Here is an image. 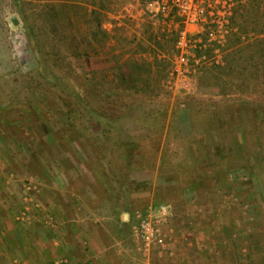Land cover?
<instances>
[{
	"label": "rangeland",
	"instance_id": "obj_1",
	"mask_svg": "<svg viewBox=\"0 0 264 264\" xmlns=\"http://www.w3.org/2000/svg\"><path fill=\"white\" fill-rule=\"evenodd\" d=\"M72 1L83 14H71L70 25L59 0H0V121L4 110L14 107L25 114L26 107L40 112L36 104L25 102L30 96L22 89L40 62L57 75L75 81L80 76L88 96L104 100L99 115L106 122L120 119L125 105L129 118L105 130L98 115L75 113L60 130L44 120L49 132L44 135L37 126L33 129L32 118L13 117L10 125L17 128L11 143L0 142V264H37L40 251H47L54 237L49 213L56 202L64 206L68 183L83 193L88 206L121 205L124 221L130 213L125 232L133 264H143L133 241L137 215L151 205L168 208L176 239L235 235L240 246L233 255L243 258L237 264H264V67L261 74L249 67L237 73L243 69L232 65V88L224 84L227 74L199 84L198 70L187 77L188 91L178 90L175 68L180 67L172 65L173 42L154 35L159 24L148 17L149 0ZM52 2L61 31L53 30L57 17L46 6ZM29 25L39 55L28 37ZM257 38H264V32L243 35L240 46L252 44L256 52ZM132 66H142L138 76L131 73ZM130 77L139 79L137 91L124 89L123 80ZM121 93L123 103L109 107L108 99ZM51 101L48 105L73 109L71 98ZM207 132L212 136L207 138ZM128 139L140 160L136 170L124 159L126 147H114ZM104 141L113 144L103 150ZM69 166L83 176L72 182L65 175ZM133 189L136 195L130 197ZM123 201H129V211ZM113 225L108 224L112 234ZM248 237L251 246L244 251Z\"/></svg>",
	"mask_w": 264,
	"mask_h": 264
},
{
	"label": "crops",
	"instance_id": "obj_2",
	"mask_svg": "<svg viewBox=\"0 0 264 264\" xmlns=\"http://www.w3.org/2000/svg\"><path fill=\"white\" fill-rule=\"evenodd\" d=\"M146 14L143 12L141 16L143 15L145 19L154 18L148 14L147 17ZM158 26L159 30L155 28L154 35L159 40L174 39L165 33L160 25ZM69 167L66 168L65 175L69 176L72 182L73 179L83 176L84 172ZM64 191V206L57 205L56 202L54 210L49 213L50 216L53 215L49 225L53 228L54 237L48 250H43V253L40 251L37 264H133V260L136 259L131 255L130 247L127 246L129 234L125 232V228L130 226V213L127 214L128 221H124L122 218L125 214L120 213L121 205L116 208L101 205L88 206L85 204L83 193L79 194L76 187L70 183ZM135 195L136 191L133 189L130 197ZM162 206L165 205L156 207L151 205L146 211L156 216ZM170 219L171 213L168 210V216L161 223V229L166 235V244L163 248L153 246L144 249L141 239L133 236L138 258L141 262L143 261V264H151L153 261L166 262L165 264H237L242 262V256L233 255L239 254L236 246H240L235 240V235L231 239L224 236L211 237L207 240L184 236L176 239L174 230L168 224ZM110 221L114 222L113 234L108 231ZM248 238L244 251L251 246L249 243L252 242L250 240L252 238ZM173 251H177V254ZM243 262L246 261L243 260Z\"/></svg>",
	"mask_w": 264,
	"mask_h": 264
},
{
	"label": "trees",
	"instance_id": "obj_3",
	"mask_svg": "<svg viewBox=\"0 0 264 264\" xmlns=\"http://www.w3.org/2000/svg\"><path fill=\"white\" fill-rule=\"evenodd\" d=\"M61 4L62 13L64 16H62L70 25L72 22H70L71 14L75 17H78L82 15V8L80 5L75 4L72 0H59ZM48 9H50L51 15H56L57 18L53 19V30L55 31L59 28V31L63 30V26L61 18L59 16V12L56 6L55 2L49 3L46 5ZM264 2L263 0H245L242 2L241 0H235V6L233 8V13L231 17V24L232 27L236 29L235 32H233L232 36L229 39V43L227 45V53L225 56V66H217V67H204L201 69V71L198 73V82L203 83L205 80L207 81V77L212 78L213 76L216 77V79H219V77L222 78V74H227L229 77L228 81H225L224 84L228 85L229 88L233 87V82L230 78V68L232 65H240V67L243 69L242 71H238L237 73H242L246 70V68H253L251 72H255L256 74H261L263 71L261 70V67H264V45H261L260 47L257 46V42L264 43V38H257L256 40V52L253 51V48L251 47L252 44L248 46H240L242 42V36L246 35L250 32H264ZM100 13L97 11H94V15H99ZM262 22V23H261ZM28 37L33 45V49L35 51V54L39 55L41 54V50L37 45H35L34 40V32L32 29V26H28ZM104 34V37H107V33L105 31H102ZM172 42H174V39H170ZM249 65V66H248ZM68 68H70L72 65H66ZM134 68L133 72H136L135 74L138 76L139 73L142 70V66H132ZM141 68V70H140ZM232 69V68H231ZM140 70V71H139ZM57 75L52 71H49L47 69L46 65H43L40 62V65H37L36 68L28 75V80L26 83L24 82L23 90L27 89V92H29V98L25 102L34 103L40 108V112L38 113L34 107H26L28 108V111H26V114L23 113L20 109H17L16 107L8 110H4L2 120L0 121V142L2 143V146L9 145L11 142L9 140L10 136L14 134L15 128L14 125H10V123L13 120V117L15 116H21L20 118H26L30 117L32 118V122L34 125H32L33 129L39 130L41 133L43 132L44 135H48L49 132L47 130V126L45 125L44 120L53 122L54 126L56 127V130H60L61 126L66 125L68 122L72 120L70 115H75V113H86V114H94L98 115L99 117V125L101 128H104L107 130L108 128H112L114 124L118 123L117 120L122 121L125 118H129L126 116L127 114V105L123 108L122 116L120 119L112 118L109 122H106L102 117L99 115V112L102 110V104L104 103L101 98L95 99L96 97H90L87 94V91L85 89L86 85L83 83V79L79 76L78 79L73 80L68 75ZM135 76V75H133ZM264 76V75H263ZM246 80L247 76L245 77ZM264 79V77H261ZM67 79L69 81H67ZM223 79V78H222ZM125 84V90H136L135 88L139 84L138 78H132L130 77L129 80H123ZM122 84V83H121ZM202 85V84H201ZM84 87V88H79ZM117 87V86H116ZM115 87V89H116ZM114 89V90H115ZM22 90V92H23ZM29 90V91H28ZM137 91V90H136ZM28 94V93H27ZM51 97H53V101H51ZM123 97L124 95H118L117 97H110L108 99V106L112 109H117V104L123 103ZM71 98L73 99V109H68L69 106L65 107H59L54 105H48V101L56 102L55 100H61ZM117 100V102H116ZM92 102V103H91ZM106 102V101H105ZM31 106V105H30ZM100 106V107H99ZM236 115V114H235ZM237 117V116H236ZM195 118V117H194ZM69 123L67 125H69ZM23 125H20V127ZM104 130V133L106 134ZM206 134V133H205ZM208 136H212V134L207 132V138ZM214 136V135H213ZM33 137V136H32ZM106 137V136H105ZM34 139L31 138L32 142H35ZM36 142H39V139L36 140ZM40 143V142H39ZM111 142L104 141L101 145V148L103 150H107L109 146H112ZM114 147H126L127 153L124 156L125 160H130L129 163L132 167V170H136V166L138 163H140V160L137 159V156H135L131 151L135 149L134 143L131 142V140H123L121 143L115 144ZM3 150V149H2ZM113 150V149H112ZM195 155L193 153H190V161H195ZM135 158V159H134ZM137 164V165H136ZM131 170V169H130ZM104 174V173H103ZM103 177V176H102ZM125 183V182H124ZM121 183L123 189L125 187V184ZM122 189V190H123ZM124 191V190H123ZM122 191V192H123ZM126 199V197H125ZM128 204L127 201L123 202V208L130 210L129 207L126 205ZM145 211V210H143Z\"/></svg>",
	"mask_w": 264,
	"mask_h": 264
},
{
	"label": "built area",
	"instance_id": "obj_4",
	"mask_svg": "<svg viewBox=\"0 0 264 264\" xmlns=\"http://www.w3.org/2000/svg\"><path fill=\"white\" fill-rule=\"evenodd\" d=\"M235 0H149L147 9L161 29L174 38L172 65L177 89L188 91L187 77L204 67L225 65L227 45L233 32L231 17ZM168 216L162 206L154 216L149 211L137 215L134 233L142 247L163 248L166 235L161 223Z\"/></svg>",
	"mask_w": 264,
	"mask_h": 264
},
{
	"label": "water",
	"instance_id": "obj_5",
	"mask_svg": "<svg viewBox=\"0 0 264 264\" xmlns=\"http://www.w3.org/2000/svg\"><path fill=\"white\" fill-rule=\"evenodd\" d=\"M12 23H13L14 25H18V21H17V19H16L15 17L12 18Z\"/></svg>",
	"mask_w": 264,
	"mask_h": 264
}]
</instances>
